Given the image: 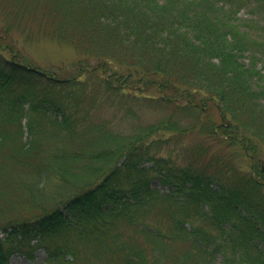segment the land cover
Returning a JSON list of instances; mask_svg holds the SVG:
<instances>
[{
    "label": "trees",
    "instance_id": "16d2710c",
    "mask_svg": "<svg viewBox=\"0 0 264 264\" xmlns=\"http://www.w3.org/2000/svg\"><path fill=\"white\" fill-rule=\"evenodd\" d=\"M0 16V151L57 189L0 219V264L32 234L65 264L67 229L106 264H264V0H0ZM15 32L81 57L40 69Z\"/></svg>",
    "mask_w": 264,
    "mask_h": 264
},
{
    "label": "rangeland",
    "instance_id": "374dc122",
    "mask_svg": "<svg viewBox=\"0 0 264 264\" xmlns=\"http://www.w3.org/2000/svg\"><path fill=\"white\" fill-rule=\"evenodd\" d=\"M251 6L244 7L240 13L239 17L242 19H259L261 15L251 13ZM1 19V16H0ZM3 24V23H2ZM0 23V25H2ZM15 31V30H13ZM21 32H15L14 35L19 37L18 42H16V47L20 49L24 55L27 56V59L31 61L35 67L40 69L52 68V66H64L63 68H70L71 64L77 61L81 56L76 50L72 47L59 44L56 41L45 38H33L32 40H27L21 36ZM112 109L107 111H100L102 114V119L111 116L115 117L112 120L113 127L115 130H122L123 132L131 131V127L137 123L133 120H123L119 115L112 114ZM162 111L156 110H143L141 117L143 122H152L153 120L158 119ZM10 141L6 143L0 151V219L5 218V216L10 215H19L22 213H27L34 209L37 204L32 203L33 197H40L42 200L47 199L45 194L52 196V194L57 190L54 187V182H49L50 185L45 187L44 193L39 192L34 186H28L22 182V178L27 177L28 175H34L26 168H22L15 164V161L10 157L11 149L8 147ZM222 145H217V148ZM163 153L166 155L172 154L175 156V153H172L171 147L167 146L163 148ZM261 157L264 161V145L261 147ZM182 162L183 157H181ZM152 185L157 187L161 191H168L166 186L161 185L158 182V179H154ZM55 188V189H54ZM32 200L30 201V198ZM156 218L158 221H165V214H157L153 219ZM161 219V220H160ZM166 222V221H165ZM125 231H129L128 227L121 226ZM127 234H131L127 232ZM4 233H0V239L4 242V245L7 247L9 242L5 240L6 236H3ZM55 237L52 238L51 243L55 246H63L64 254L70 261H66L65 264H106L104 260H92V249L94 248V242L85 243L82 239H78L77 232L73 229H67L60 231L54 234ZM39 235L32 234L31 240L23 242L20 250L15 252L11 257L12 264H46L45 263V251L42 248L31 250L29 247L30 244L35 243L39 240ZM15 238V237H13ZM54 246V247H55ZM70 248L74 249L73 256L70 253ZM73 251V250H72ZM32 254L33 258H30L29 255ZM28 255V256H26ZM32 260V261H31ZM210 264H226L221 255H218Z\"/></svg>",
    "mask_w": 264,
    "mask_h": 264
}]
</instances>
